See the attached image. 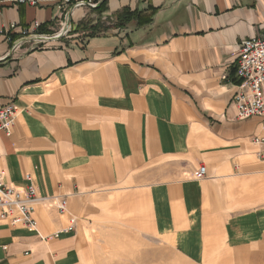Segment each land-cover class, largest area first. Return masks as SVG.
<instances>
[{
  "label": "crops",
  "instance_id": "obj_1",
  "mask_svg": "<svg viewBox=\"0 0 264 264\" xmlns=\"http://www.w3.org/2000/svg\"><path fill=\"white\" fill-rule=\"evenodd\" d=\"M33 1L0 7V107L16 108L0 169L67 205L35 203L32 230L0 217V264H264V117L233 100L264 0H102L71 23L139 19L11 50L9 23L51 32L60 14Z\"/></svg>",
  "mask_w": 264,
  "mask_h": 264
},
{
  "label": "built area",
  "instance_id": "obj_2",
  "mask_svg": "<svg viewBox=\"0 0 264 264\" xmlns=\"http://www.w3.org/2000/svg\"><path fill=\"white\" fill-rule=\"evenodd\" d=\"M101 1L59 0L61 11L55 24L51 26V32H39L41 23L33 21L27 26L20 27V35L13 38L11 32L16 28V23L12 22L5 29V39L11 43V50H16L23 44L37 46L71 37L72 10L77 7L97 9ZM10 2L35 4L33 0H0V7ZM234 78L236 90L233 100L237 107L238 118L245 119L253 115L264 117V34L250 36L241 41L237 50ZM15 112L13 102L0 107V131L10 133ZM254 142L260 146L258 157L264 168V136L254 137ZM204 172L205 166L201 165L197 176H202ZM24 177L27 181L24 186L9 184L4 181L3 172L0 169V217L7 219L11 224H22L32 230L35 226L32 216L35 203L38 201L49 203L63 212L66 209L67 199L56 195H38L31 174L27 172ZM74 220L72 217L70 223Z\"/></svg>",
  "mask_w": 264,
  "mask_h": 264
},
{
  "label": "trees",
  "instance_id": "obj_3",
  "mask_svg": "<svg viewBox=\"0 0 264 264\" xmlns=\"http://www.w3.org/2000/svg\"><path fill=\"white\" fill-rule=\"evenodd\" d=\"M103 7V1L98 4V8ZM138 20L139 16L136 11L124 10L115 16H106V18H98L94 23L91 21L79 22L77 24H72V32L81 31L85 32L88 36H94L103 32H106L112 27H121L131 20ZM45 27L41 24L39 26V32H47Z\"/></svg>",
  "mask_w": 264,
  "mask_h": 264
},
{
  "label": "rangeland",
  "instance_id": "obj_4",
  "mask_svg": "<svg viewBox=\"0 0 264 264\" xmlns=\"http://www.w3.org/2000/svg\"><path fill=\"white\" fill-rule=\"evenodd\" d=\"M107 16H109V15H107ZM103 17H105V16H103ZM103 17L100 16L101 19H104ZM111 18H112V16H111Z\"/></svg>",
  "mask_w": 264,
  "mask_h": 264
}]
</instances>
